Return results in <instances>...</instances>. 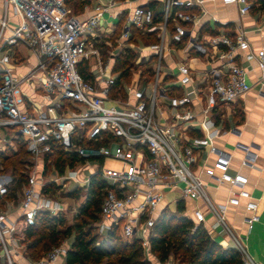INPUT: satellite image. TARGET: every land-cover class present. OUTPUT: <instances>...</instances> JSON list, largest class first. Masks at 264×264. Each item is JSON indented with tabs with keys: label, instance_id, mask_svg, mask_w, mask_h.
I'll list each match as a JSON object with an SVG mask.
<instances>
[{
	"label": "built area",
	"instance_id": "1",
	"mask_svg": "<svg viewBox=\"0 0 264 264\" xmlns=\"http://www.w3.org/2000/svg\"><path fill=\"white\" fill-rule=\"evenodd\" d=\"M1 1L19 20L11 24L8 17L0 18V130H9L0 132V153L7 147L15 150L14 141L20 137L30 157L18 190L11 189L17 177L0 165V247L7 255L9 243L17 246V226L10 217L15 200L25 229L38 211L52 216L63 211L42 187L65 183L86 191L95 173L105 183L96 232L107 234L118 226L123 240L140 242L149 262L156 260L149 236L166 206L167 193V203L175 208L183 202L181 215L207 233L226 228L228 207H241L246 229L254 227L258 203L248 189V177L232 168L231 154L218 148L214 139L226 131L221 123L230 118L231 104L253 85L246 68L235 61L238 54L255 61V82L264 87V45L251 49L244 27L208 10L217 3L232 5L242 17L254 0H160L156 24L154 10L147 5L113 13L125 0H88L83 9L90 14L83 18L69 11L67 0ZM205 16L211 25L202 30ZM103 23L112 28L109 36L120 25L115 46L109 43L111 50L104 58L95 46ZM214 25L217 30L208 31L216 29ZM230 25L234 27L228 29ZM134 28H157L158 40L143 42L133 36ZM17 43L37 55L31 70L20 77L11 67V46ZM125 48L137 53L136 61L150 62L153 74L144 89L138 85L140 71L115 85L119 72L112 71L114 59ZM81 62H87L89 78L79 72ZM230 129H235L232 123ZM54 149L75 153L83 161L66 166L61 175L51 166L44 175V161ZM107 156L120 159L122 168L104 167ZM240 165L253 167L246 157ZM208 188H225V200L213 202ZM236 248L245 254L243 245ZM68 249L65 242L52 246L37 264L54 262ZM248 261L241 264H251Z\"/></svg>",
	"mask_w": 264,
	"mask_h": 264
},
{
	"label": "trees",
	"instance_id": "2",
	"mask_svg": "<svg viewBox=\"0 0 264 264\" xmlns=\"http://www.w3.org/2000/svg\"><path fill=\"white\" fill-rule=\"evenodd\" d=\"M88 0H78L80 8ZM69 0H67V4ZM264 6V0H255ZM155 2L148 4L154 8ZM73 11V10H72ZM74 12V11H73ZM161 18L159 11H154L153 23L156 24ZM120 25L115 29L114 35L119 33ZM133 36H138L143 42H155L158 40V29L140 32L132 29ZM141 33V34H140ZM134 40V39H132ZM137 53L125 48L114 59L113 72H119L116 78V87L122 81L131 79L132 71L140 66V78L145 75L147 80L152 78L150 62L140 59L136 61ZM84 78L91 76L87 62H81L78 67ZM238 114V113H237ZM242 118V115H241ZM16 149L7 147L0 153V165L3 170H8L17 177V183L12 190L18 188L25 180V171L29 165V153L22 139H15ZM48 160V161H47ZM83 161L75 153H65L54 149L46 156L44 161V174L49 172L51 166L61 175L66 166L73 168L76 162ZM48 183L42 187L45 193L54 192L58 186ZM50 191V192H49ZM105 192V183L98 173L90 176L89 184L84 193V201L79 206L74 216L73 223L67 224L62 214L52 216L48 211H38L32 221L25 226L22 242L25 245L26 255L31 260H38L55 245L64 239L73 237L69 249L65 255V264H149L144 258L140 242L123 240L118 232V226L113 225L107 232L105 238L98 241L96 223L99 219L100 204ZM75 191L68 192L74 195ZM166 206L161 208L155 220L154 229L149 236L150 249L154 257L164 263L169 254L173 257L180 255L181 262L186 264H241L242 254L235 248L223 249L214 241L202 225H196L191 218L182 216L183 202L176 205L177 214H169Z\"/></svg>",
	"mask_w": 264,
	"mask_h": 264
},
{
	"label": "crops",
	"instance_id": "3",
	"mask_svg": "<svg viewBox=\"0 0 264 264\" xmlns=\"http://www.w3.org/2000/svg\"><path fill=\"white\" fill-rule=\"evenodd\" d=\"M100 1L107 2L108 0ZM151 2H155L154 8L152 9L154 11L156 10L160 12V0H125L124 4L115 7L112 12L115 13V11L122 10L124 7L134 6L137 4L148 6V4ZM67 8L72 14H75L81 18L90 14V11H85L83 6L80 8L78 13L73 12L72 8L68 4ZM223 9L226 10L229 15L223 16L220 13ZM208 10L209 12L214 13L219 19L235 20L238 24L244 27L247 30L246 35L251 49L255 50L264 45V6L260 7V4L255 2V0L250 12L242 17L237 15L236 8L232 5L223 6L220 3H217V5L214 7L212 5H208ZM3 16L8 17L11 24L17 23L19 20L18 17L12 15L11 6L5 8L3 2L0 0V18ZM202 23L204 24L202 30L210 28L211 21L208 20V16L203 17ZM214 26L216 29L208 31L215 32L218 26ZM233 27V25H230L228 29H232ZM102 29L103 30L100 31V37L95 40V46L99 48L100 51L104 47H110V42L113 43V46H115V43L113 42L115 35L109 36V31L112 29L111 26L107 23H103ZM11 51V67L13 74L17 75L18 77L27 74L31 70L32 66L36 63L37 55L25 45L20 43L11 46ZM235 61L246 68L248 78L250 82L253 83V85L249 91L237 99L235 103L231 104L230 118L224 119L221 123L226 131L220 136L216 137L214 142L218 148L231 154L232 168L241 170L247 175L249 181L248 189L258 203L259 221L251 230H247L242 221V208L228 207L225 214L226 228L223 229L222 227L218 226L209 229L210 231H208V235L223 249H237L236 244L240 243V245H243L245 248V257L252 264H264V87H261L260 84L255 82L259 72L255 61H248L245 59L244 55L241 54L237 55ZM20 84L26 89L28 93L30 92L26 82L22 80ZM231 123L235 126V129H230L228 131V127ZM237 143L244 145L246 148L238 146ZM242 157H246L251 160L253 167L241 166L240 160ZM19 188L20 185L15 189L18 190ZM67 188L68 189L66 191L71 192V190H73L75 187L69 186ZM207 191L215 203L223 202L226 198L225 188H221L219 190L208 188ZM169 197L170 195L167 193L165 201L166 206L169 205V203H167L169 201ZM64 198L73 200L72 196L65 195ZM55 199L61 203L63 208L61 213H65L67 208L66 204L68 203L63 202V198L60 197H55ZM16 204L17 200H15V205L13 210H11L10 217L11 220L15 221L17 226V231L14 234L15 237H17V246H13L9 243L8 255L0 247V264H37L39 259L31 260L26 255L25 245L22 242L24 229L21 218L18 217L19 213L16 209ZM187 204L189 206L191 203L189 202ZM69 220L72 221V217ZM209 224L210 221H207V225ZM97 234L98 241L103 240L106 236V234ZM72 239L73 237L70 236L65 244L70 246ZM49 264H65V256L60 257L56 261ZM149 264L167 263H157L156 259Z\"/></svg>",
	"mask_w": 264,
	"mask_h": 264
},
{
	"label": "rangeland",
	"instance_id": "4",
	"mask_svg": "<svg viewBox=\"0 0 264 264\" xmlns=\"http://www.w3.org/2000/svg\"><path fill=\"white\" fill-rule=\"evenodd\" d=\"M77 1L78 0H69V2H68L69 3L68 5L72 8V10L75 13H78L80 11V4ZM159 7H162V4L161 3L159 4ZM220 13L223 16L229 15L228 12L226 10H224V9L221 10ZM110 50H111L110 47H104L101 50L102 57L104 58L109 53ZM164 55H165V52H164ZM202 60L204 62L206 61L204 58ZM140 70H141L140 66H136L134 68V70L132 71L131 78H133L138 73V71H140ZM146 81H148V80L146 79V76L143 75L141 77V79H140L139 84H138L141 89H144L146 87ZM0 132H1V134L9 133V130L7 128H2L0 130ZM25 157H26V159L30 160V157H28V156H25ZM103 165H104V167H110V168H114V169H121L122 166H123V162L120 159H116V158L107 156V157H105L103 159ZM49 171H50V169H49ZM64 172H65V169L63 171V174H64ZM84 174H87V172L85 170H83V175ZM54 185L55 186H58V187H57V189L54 192H51L50 194H51V196L53 198L60 197V198H63L62 199L63 202L68 203V204H66L68 209L66 208V212H65L67 214H65V213H61V214L64 216L67 224H72L73 223L74 216L77 213L79 206L84 201V193H85V191H84L83 188L75 187L73 190H71V191H75L74 195H71L73 197V200H70L68 198H64L65 195L66 196H70L68 194V192L66 191L68 189L67 187H69V186H66L65 183H63L61 185H56V184H54ZM13 190H16V189H13ZM165 208H166V211L169 214H177L178 215L180 213V212H177L176 206H175V208H173L172 205L171 206L170 205H167ZM72 213H74V214H72ZM71 217H72V221L69 220ZM67 240H68V238L67 239H64L62 242H67ZM181 258L182 257L180 255H178L177 257H173V255L170 253L169 256H168V258H167V260L164 263H167V264H186L187 263L186 261L185 262H181ZM242 260L248 261L246 259L245 255H244V253H242ZM157 263H160V262L157 260ZM248 263H251V262L248 261Z\"/></svg>",
	"mask_w": 264,
	"mask_h": 264
}]
</instances>
